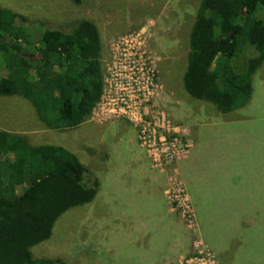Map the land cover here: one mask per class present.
I'll return each mask as SVG.
<instances>
[{
  "label": "rangeland",
  "instance_id": "rangeland-1",
  "mask_svg": "<svg viewBox=\"0 0 264 264\" xmlns=\"http://www.w3.org/2000/svg\"><path fill=\"white\" fill-rule=\"evenodd\" d=\"M200 1L0 0L47 29L91 20L102 40L105 91L77 128H44L26 99L0 96L1 131L67 148L86 166L85 182L98 183L92 202L61 215L32 248L35 257L264 264V63L244 108L222 114L188 95L182 78ZM224 135L234 137L232 147ZM200 140L207 144L194 156ZM184 161L200 181L197 215Z\"/></svg>",
  "mask_w": 264,
  "mask_h": 264
},
{
  "label": "trees",
  "instance_id": "trees-1",
  "mask_svg": "<svg viewBox=\"0 0 264 264\" xmlns=\"http://www.w3.org/2000/svg\"><path fill=\"white\" fill-rule=\"evenodd\" d=\"M101 59L93 21L47 29L0 6V96L26 99L44 128L67 131L90 118L105 87ZM263 63L264 0H201L188 40L186 93L222 114L244 108ZM187 161L181 172L197 215L200 182L189 181ZM86 173L67 148L0 130V264H66L35 257L32 248L51 237L61 215L95 198L98 183L88 185Z\"/></svg>",
  "mask_w": 264,
  "mask_h": 264
},
{
  "label": "crops",
  "instance_id": "crops-1",
  "mask_svg": "<svg viewBox=\"0 0 264 264\" xmlns=\"http://www.w3.org/2000/svg\"><path fill=\"white\" fill-rule=\"evenodd\" d=\"M234 123V122H233ZM216 133L217 134H223L224 132L222 131V129L221 128H219V129H217L216 130ZM223 138L224 139H226L228 142L229 141H231V147H232V145H233V143H234V137L233 136H227V135H224L223 136ZM204 144H207V142H203L202 143V140H200V143H198V146H197V144L194 146V149H193V152H192V155H193V153H194V156L200 151V149L202 148V146L204 145ZM211 147H214V145L216 144V146H217V148H218V150H220L221 149V146H220V140H213V141H211ZM222 146H223V148L226 150L227 149V144H225V142L222 140ZM190 180H192V178H190L189 179V181ZM200 182V181H199Z\"/></svg>",
  "mask_w": 264,
  "mask_h": 264
},
{
  "label": "built area",
  "instance_id": "built-area-1",
  "mask_svg": "<svg viewBox=\"0 0 264 264\" xmlns=\"http://www.w3.org/2000/svg\"><path fill=\"white\" fill-rule=\"evenodd\" d=\"M104 91H105V87H104ZM103 94H104V92H103ZM103 97V96H102ZM102 99V98H101Z\"/></svg>",
  "mask_w": 264,
  "mask_h": 264
}]
</instances>
